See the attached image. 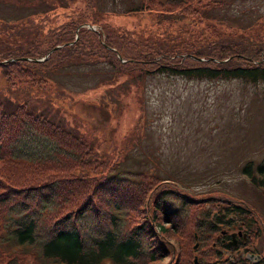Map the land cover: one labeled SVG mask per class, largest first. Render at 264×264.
<instances>
[{"label":"trees","instance_id":"16d2710c","mask_svg":"<svg viewBox=\"0 0 264 264\" xmlns=\"http://www.w3.org/2000/svg\"><path fill=\"white\" fill-rule=\"evenodd\" d=\"M42 1L47 5L39 10L0 16V264H149L171 253L166 235L181 243L166 264H193V233L218 242L230 215L248 214L244 201L228 197L211 216L203 204L217 200L213 189L200 196L163 173L138 164L122 167L121 146L107 128L101 134L70 108L79 89L51 72L102 58L111 73L92 87L141 81L154 71L264 87V14L230 23L209 10L232 0H138L121 10L153 15V28L136 29L112 22L107 13L113 12L97 0H71L75 6L62 11L59 21L48 15L58 0ZM235 167L264 200V155ZM148 177L154 182L150 192ZM150 201L152 208L144 210ZM224 236L229 239L230 232ZM208 251L219 254L210 243L196 259ZM234 255L216 258H222L219 264H264V255Z\"/></svg>","mask_w":264,"mask_h":264},{"label":"rangeland","instance_id":"374dc122","mask_svg":"<svg viewBox=\"0 0 264 264\" xmlns=\"http://www.w3.org/2000/svg\"><path fill=\"white\" fill-rule=\"evenodd\" d=\"M21 1L25 0H18L15 5L0 2V16H16L47 5L38 0L24 6ZM137 1L97 0V5L113 12L107 13L112 22L136 29L153 28L149 25L153 15L121 10ZM75 4L71 0H58L48 13L50 20L59 21L61 12ZM209 12L226 22L247 23L254 15L264 14V0H232L219 8H210ZM111 70L110 62L98 58L59 67L51 75L72 90L79 89L72 93L73 101L78 103L70 108L86 117L90 127L101 134L107 128L106 132L121 146L122 167L138 164L147 172H156L155 175L163 173L196 195H204L205 191L213 189L211 193L217 200L213 204H203L204 208L211 210V216L217 213L219 203L228 197L233 201H241V198L248 207L249 212L242 215V219L230 215L231 222L220 226L217 236L224 242L229 240L224 234L233 231V239L241 243L235 241L232 247L226 248L219 241L209 237L203 239L202 234L193 233L194 240H188L193 243L195 252L193 264H200L203 259L219 264V260L230 254L241 257L247 252H260L264 255L262 192L235 169L239 161L248 156L258 161L264 155L263 85L237 78L207 80L154 71L144 73L141 81L132 78L121 80L119 85L92 87L99 79L109 76ZM105 86L107 88H103ZM144 183L150 192L153 179L148 177ZM159 186H163L162 183ZM151 208L150 201L144 210L150 211ZM251 216V222L247 223ZM171 232L179 238L178 232ZM165 241L173 245L171 253H165L149 264H166L170 257L176 256L174 248L180 246V240L166 235ZM210 243L219 254L211 256L208 251L196 259L197 250Z\"/></svg>","mask_w":264,"mask_h":264},{"label":"water","instance_id":"95a60500","mask_svg":"<svg viewBox=\"0 0 264 264\" xmlns=\"http://www.w3.org/2000/svg\"><path fill=\"white\" fill-rule=\"evenodd\" d=\"M41 58V57H40ZM40 58H35V59H40Z\"/></svg>","mask_w":264,"mask_h":264}]
</instances>
